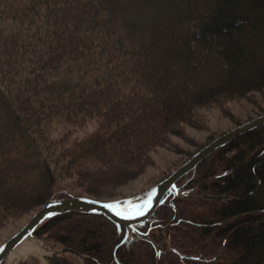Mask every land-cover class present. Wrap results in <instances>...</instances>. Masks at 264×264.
Masks as SVG:
<instances>
[{
  "label": "trees",
  "instance_id": "trees-1",
  "mask_svg": "<svg viewBox=\"0 0 264 264\" xmlns=\"http://www.w3.org/2000/svg\"><path fill=\"white\" fill-rule=\"evenodd\" d=\"M256 97L264 101V0H0V230L50 201L84 198L72 186L138 176L159 149L183 155L172 138L198 148L192 158L204 147L186 128L209 131L212 110L237 128L228 105L257 106ZM91 122L70 146L51 138L54 124ZM192 174L178 183L175 219L172 195L146 225L160 254L94 215L55 217L34 235L83 264H264V128Z\"/></svg>",
  "mask_w": 264,
  "mask_h": 264
},
{
  "label": "water",
  "instance_id": "water-1",
  "mask_svg": "<svg viewBox=\"0 0 264 264\" xmlns=\"http://www.w3.org/2000/svg\"><path fill=\"white\" fill-rule=\"evenodd\" d=\"M262 128H264V115L219 136L197 152L167 179L137 197L109 203H99L86 198H69L48 202L34 213L32 218L17 234L0 246V264H27V257L31 254L26 257L18 255L19 249L27 241L34 247V255L39 258L42 264H60L59 257L65 254L77 257L83 262V259L78 254L69 250H56L46 240L39 239L34 235L36 229L44 222L61 215L78 213L100 216L108 221L117 232H125L128 235L129 232H134L138 227L151 219L163 201L173 194L170 205L175 213V219L176 211L172 205V201L177 196V183L194 172L203 161L218 149L225 147L240 136ZM203 199L207 201L223 200L220 197H203ZM105 205H113L114 207L109 208L105 207ZM140 209H142V212L136 211ZM118 212L121 215H117ZM124 216H128L129 218H124ZM181 259L191 258L181 257Z\"/></svg>",
  "mask_w": 264,
  "mask_h": 264
},
{
  "label": "rangeland",
  "instance_id": "rangeland-1",
  "mask_svg": "<svg viewBox=\"0 0 264 264\" xmlns=\"http://www.w3.org/2000/svg\"><path fill=\"white\" fill-rule=\"evenodd\" d=\"M255 99L258 103L257 106H253L247 102H235L228 105L229 111L241 125L264 115V101L260 97H256ZM205 117L209 121V131H199L191 128L185 129L187 137L197 146L205 147L211 142L209 141L210 138L215 139L236 128L231 121L223 117L219 110L206 112ZM95 129L96 124L94 122H91L82 130L66 125L54 124L51 126L50 135L53 140H66V145L70 146L92 133ZM171 141L183 151V155H176L165 149H159L152 155L154 163L146 167L141 174L134 178L118 177L107 174L103 178L92 181L86 189V192L81 191L76 186H72L71 191L76 194L82 193L84 198L99 203L122 201L144 194L155 185L167 179L172 173L190 160V156L198 149L179 138H172ZM192 173L179 181L180 187L187 183L188 179L193 176ZM67 186H69L67 181L59 184L57 193L63 194ZM34 213L0 230V246L17 234L32 218ZM50 246L56 250H61L53 245ZM27 258V264H42L35 255L31 254ZM63 260L71 264H82L72 255H64Z\"/></svg>",
  "mask_w": 264,
  "mask_h": 264
},
{
  "label": "flooded vegetation",
  "instance_id": "flooded-vegetation-1",
  "mask_svg": "<svg viewBox=\"0 0 264 264\" xmlns=\"http://www.w3.org/2000/svg\"><path fill=\"white\" fill-rule=\"evenodd\" d=\"M177 186H178V183H177L176 187ZM183 193H184V191L180 192L179 189L177 188V196L175 198H177L180 194H183ZM172 195L173 194L168 196L166 199H168ZM165 200L163 201V203L165 202ZM148 221L144 225L138 227L134 232H129L128 235H126L125 232H121L124 235L123 240L126 241V244H130L131 242L138 241V240H140V241H147V240L150 241L151 240L150 241L151 244L154 243V247L158 250V254H160L161 246H163V244L157 243L159 241V238H158V235L156 233V227H154V226L146 227ZM142 229H144V230H142ZM160 232L162 234V231H160ZM163 243H165V240L163 241ZM172 252L174 254H176L179 257V259H181V255H179L176 251L172 250ZM67 255H70V254H67ZM61 258H62V256L59 257L60 264H61V260H62ZM77 259L83 264V262L79 258H77ZM187 260L205 262V260H203V258H201V257H198V258L191 257V259H187Z\"/></svg>",
  "mask_w": 264,
  "mask_h": 264
},
{
  "label": "bare ground",
  "instance_id": "bare-ground-1",
  "mask_svg": "<svg viewBox=\"0 0 264 264\" xmlns=\"http://www.w3.org/2000/svg\"><path fill=\"white\" fill-rule=\"evenodd\" d=\"M30 254L34 255L35 251H34V247L31 245V243L27 241L19 249L18 255H20V257H26Z\"/></svg>",
  "mask_w": 264,
  "mask_h": 264
},
{
  "label": "snow or ice",
  "instance_id": "snow-or-ice-1",
  "mask_svg": "<svg viewBox=\"0 0 264 264\" xmlns=\"http://www.w3.org/2000/svg\"><path fill=\"white\" fill-rule=\"evenodd\" d=\"M105 207H109V208H112V207H114L113 205H105ZM137 212H142V209H140V210H136ZM117 215H121V213H117ZM124 218H129L128 216H124Z\"/></svg>",
  "mask_w": 264,
  "mask_h": 264
}]
</instances>
